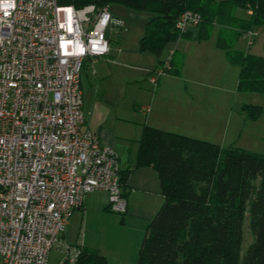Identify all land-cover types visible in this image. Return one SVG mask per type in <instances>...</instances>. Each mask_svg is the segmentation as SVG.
I'll return each mask as SVG.
<instances>
[{"label":"built area","instance_id":"1","mask_svg":"<svg viewBox=\"0 0 264 264\" xmlns=\"http://www.w3.org/2000/svg\"><path fill=\"white\" fill-rule=\"evenodd\" d=\"M201 20L184 10L174 28ZM125 28L107 5L0 0V264H47L53 249L59 264H76L84 244L65 231L93 190L125 212L117 154L87 125L80 86L83 68L94 74V60H110L111 36ZM256 35L242 32L249 44ZM171 54L151 72L154 84Z\"/></svg>","mask_w":264,"mask_h":264},{"label":"trees","instance_id":"2","mask_svg":"<svg viewBox=\"0 0 264 264\" xmlns=\"http://www.w3.org/2000/svg\"><path fill=\"white\" fill-rule=\"evenodd\" d=\"M76 7L87 3H120L150 14L139 49L158 60L170 41L189 36L174 23L184 10L201 14L197 40L207 39L210 25H219L216 46L230 63L239 66L238 89L264 91V57L242 52L223 36L238 37L264 22V0H68ZM251 9L249 19L234 13ZM161 29V30H160ZM255 29V28H254ZM164 72L179 73L184 53L179 51ZM153 71V70H152ZM246 117L259 108L244 104ZM137 165L156 170L163 203L147 223L135 264H238L242 221L246 211L254 241L241 264H264V154L234 144L220 145L181 133L143 125L138 139ZM120 182L124 178L120 172ZM248 206V207H247ZM76 264H112L103 254L83 246Z\"/></svg>","mask_w":264,"mask_h":264},{"label":"rangeland","instance_id":"3","mask_svg":"<svg viewBox=\"0 0 264 264\" xmlns=\"http://www.w3.org/2000/svg\"><path fill=\"white\" fill-rule=\"evenodd\" d=\"M107 7L112 15L119 16L125 20L126 28L122 29L118 35H112L110 39L111 48L115 45L121 51L118 53L112 50L111 53L115 57L113 60L109 57L110 60L108 61L110 62L103 61L105 59L102 58V61L100 60L93 64L96 71V77L93 80L86 78L85 73L81 74L83 101L89 96L91 97L92 94L93 96L101 94L102 90H105L106 105L118 104L117 107L121 111L119 115L124 117L137 115V118L142 119L145 113L140 111L139 106L150 102L155 86L150 81V70L157 61V57L154 54L139 49V39L144 34L145 25L150 18V14L141 10H133L120 3H110ZM234 13L241 19H249L251 9L240 6L235 8ZM210 26L207 39L197 40L199 29L192 27L189 29V36H180L176 40L168 42L162 50L158 60H166L169 52L177 49L174 59L178 56L179 51L182 50L186 53L187 59L185 60L187 61H185L184 68L181 71V77L168 76L166 81H164L165 83H163L158 97V105L173 104L177 83L183 86L186 82L189 87H193L194 81H198L196 76L200 67L206 68L212 74L207 82L210 85H216L217 88L206 87L205 92L219 93L221 92L220 87H226L229 82L233 84L234 88L232 92H229L228 97L233 117L238 116V112L241 111L244 104L254 105L259 108V114L256 118L246 117L245 113H243L244 120L240 126L241 136L239 143L247 150L264 154V91L236 89L237 64L228 61L232 64L230 65L225 62L227 58L224 51L215 46L220 26ZM254 28L257 31V35L251 44L242 35L234 36L232 31H225L223 36L235 49L264 57V22L256 24ZM217 54H219V57H216ZM200 59H204V61L201 63ZM218 60H222L224 63ZM164 74L167 73H161L160 77ZM127 123L133 127L135 126L132 122L127 121ZM130 143L134 142L130 141ZM144 189L149 193L147 197L142 199L144 203L142 205H145L146 201L147 205L157 207L160 202L157 176L150 179ZM133 210L137 211L139 209L133 206ZM123 216L109 208L105 209L102 207L93 211V218L108 236L123 235L127 231L130 222L122 223L120 218ZM78 226L79 222L75 221L67 228V240L71 243H74L78 236H80L83 243L87 229L84 225L81 228H78ZM141 235L143 234L138 235L136 239L138 240ZM253 241L254 235L250 231L249 216L248 211H246L242 221V242L238 264H241L243 255ZM61 257L62 253L57 249H53L50 252L47 264H59ZM1 262L2 258L0 257Z\"/></svg>","mask_w":264,"mask_h":264},{"label":"crops","instance_id":"4","mask_svg":"<svg viewBox=\"0 0 264 264\" xmlns=\"http://www.w3.org/2000/svg\"><path fill=\"white\" fill-rule=\"evenodd\" d=\"M117 48L119 47L114 45L110 50L108 57L112 60L115 55L111 51L118 53L121 51L120 48L119 50ZM216 48L218 47L216 46ZM173 51L176 52L177 49ZM180 51L184 53L180 72H166L167 74L162 77L158 76L150 102L139 106L140 111H142L141 106L149 105L147 112L142 111L145 113L142 119L137 118V115H134V117L119 115L121 111L117 107L118 104L106 105L105 90H102L101 94H95L94 96L92 94L91 97L89 96L83 101L82 75H80L82 109L86 123L97 133L100 141L114 148L118 157L121 176H123L125 182L121 188L126 199V210L120 213L122 216L125 215L120 219L124 224L129 221L130 226L123 235L108 236L106 232L104 233V230L100 228L95 218H93V211L102 207L105 209L109 208L108 194L102 190H93L85 196L82 205L74 209L67 228L75 221L79 222L78 228L84 225L87 229L83 240L84 246L103 254L112 264H135L143 235L139 236L138 240L136 237L144 234L147 223L163 203V195L161 194L160 181L156 170L151 165H137L138 139L143 125L205 139L220 145L234 144L242 147L239 140L241 136L240 126L244 120V114L240 111L238 116L233 117L230 102L228 101L229 92H232L234 86L229 82L226 87H220L221 92L219 93L205 92L206 87L217 88L216 85H210L207 82L212 75L208 69L200 67L196 76L198 81H194L193 87H189L186 82L183 86L177 83L173 104L158 105L161 87L167 77H181L180 74L184 68L185 61H187L185 60L187 56L184 51ZM217 56L219 57V54ZM100 60L102 61L103 59L98 58L93 61V64ZM103 61L110 62L108 60ZM203 61L204 59H200L201 63ZM218 61L224 63L222 60ZM225 62L229 63L228 60H225ZM161 64L162 62L156 61L150 70V74L152 70ZM236 67V89H238L239 66L237 65ZM230 70L232 71L231 68ZM82 73H85L86 78L89 80H93L96 77V71L92 74L86 66L83 68ZM127 121L132 122L135 126L128 124ZM130 141L134 143H130ZM156 176L159 185V205L157 207L149 206L146 201L145 205H142L144 204L142 199L147 197L149 193L144 189V186ZM133 206L138 207L139 210H133ZM66 231L65 237L67 238ZM90 232H92L91 235Z\"/></svg>","mask_w":264,"mask_h":264}]
</instances>
